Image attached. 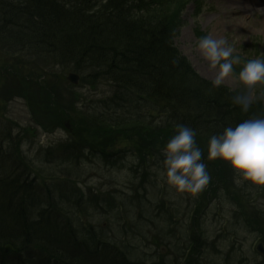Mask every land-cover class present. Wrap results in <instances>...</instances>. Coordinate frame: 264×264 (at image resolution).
Segmentation results:
<instances>
[{"label":"trees","instance_id":"16d2710c","mask_svg":"<svg viewBox=\"0 0 264 264\" xmlns=\"http://www.w3.org/2000/svg\"><path fill=\"white\" fill-rule=\"evenodd\" d=\"M178 1L0 0V37L12 42L14 49L25 45L19 51L25 47L32 54L46 51L84 74L89 85L102 82L111 88L112 96L101 102L105 112L93 113L90 123L75 124V139L72 136L71 144L62 149L64 154L78 161L86 151L95 152L114 166L120 159L117 152H122L114 148L130 142L138 158H150L164 148L176 125L184 124L196 130V143L204 152L207 169L215 181L222 182L220 167L229 166L219 159H206L208 138L226 125L264 115L258 93L263 85L254 89L252 106L244 113L232 101L243 91L239 82L232 91L201 78L174 46L183 6ZM17 64H10L15 71L20 70ZM240 67L242 64L234 66L235 72ZM21 82L26 84V79H20L19 87ZM50 98V92L44 91L40 98L46 102L44 112L49 110ZM52 110L50 107L49 112ZM156 117L163 123L152 127ZM63 119L56 111L55 124L61 125ZM51 195L23 170L0 172L3 264L19 255L29 258L30 245L39 250L38 256L69 264H145L128 261L117 246L81 238L79 228L58 209ZM75 201L82 202V198ZM68 248L72 251L69 256L65 254Z\"/></svg>","mask_w":264,"mask_h":264},{"label":"rangeland","instance_id":"374dc122","mask_svg":"<svg viewBox=\"0 0 264 264\" xmlns=\"http://www.w3.org/2000/svg\"><path fill=\"white\" fill-rule=\"evenodd\" d=\"M227 1L181 0L182 7H186L181 9V28L174 38L175 47L195 71L212 83L216 70L208 67L196 48L197 40L204 35L226 39L242 65L250 59H264V0L245 4L247 10ZM0 38L3 39L0 40V72L5 64H17L18 60L20 71L10 70L15 77H9L40 85L42 82L41 86L48 88L44 91L51 93L49 110L40 117L50 119L53 104L64 116L63 120L70 121L76 130V123L92 122V110L103 112L100 102L112 96L106 84L99 82L98 86H91L84 80V74L74 71L71 64L56 56L46 51L32 54L26 47L19 51L25 45L14 49L12 42ZM68 73L79 76L76 87L65 80ZM10 78L7 73L0 74V98L8 92ZM222 85L236 90L238 81L232 75ZM260 85L263 86L258 93L264 103V84ZM30 111L28 101L11 96L5 113L0 115V130L8 127L13 135L17 130L12 125L35 128V136L19 140L20 147L27 144V148L21 149L35 161L39 171L27 174L42 176L58 209L68 214L79 228L81 238L94 237L98 242L117 246L129 261L145 264H264V256L255 252L258 244L264 247V187L246 181L238 186L233 171L219 166L224 172L221 183L218 180L211 183L215 176L210 171L211 180L204 190L195 194L178 192L157 171L163 168V151L150 159H137L128 152L130 142L116 147L127 148L116 166L106 165L95 152H85L83 159L73 158L69 162L56 153V159L46 161L45 148L63 144L67 134L60 129L53 133L39 130L30 118ZM156 119L152 127L163 123ZM6 162L0 158V172L13 173L15 170L10 172L12 166ZM224 186L226 192L222 190ZM78 197L82 202L75 201ZM190 237L196 239L195 246Z\"/></svg>","mask_w":264,"mask_h":264},{"label":"clouds","instance_id":"9594fccd","mask_svg":"<svg viewBox=\"0 0 264 264\" xmlns=\"http://www.w3.org/2000/svg\"><path fill=\"white\" fill-rule=\"evenodd\" d=\"M196 48L208 67L216 70L215 86H221L228 77L235 75L243 91L235 94L232 101L242 112L248 113L253 103L254 89L264 84V59L247 60L235 72L234 66L240 65L241 59L233 54V48L226 39L204 35L197 40ZM196 135L195 129L177 124L175 133L162 150L163 168L157 171L169 186L181 193H198L211 180L204 152L196 143ZM21 147L27 148V144ZM206 159L225 162L233 171L234 182L238 186L246 181L250 185L264 187V115L250 116L210 135Z\"/></svg>","mask_w":264,"mask_h":264},{"label":"water","instance_id":"95a60500","mask_svg":"<svg viewBox=\"0 0 264 264\" xmlns=\"http://www.w3.org/2000/svg\"><path fill=\"white\" fill-rule=\"evenodd\" d=\"M66 79L71 84H74V85H77L78 84V76H76L74 74H69ZM258 250L264 254V252L261 250L260 247H258Z\"/></svg>","mask_w":264,"mask_h":264},{"label":"bare ground","instance_id":"6f19581e","mask_svg":"<svg viewBox=\"0 0 264 264\" xmlns=\"http://www.w3.org/2000/svg\"><path fill=\"white\" fill-rule=\"evenodd\" d=\"M227 2H231L233 4L240 5V8L243 10L248 9V7H244L245 5L241 3V2H245V4H247V0H241V1L240 0H228ZM19 264H24V263H19ZM32 264H34V263H32Z\"/></svg>","mask_w":264,"mask_h":264}]
</instances>
